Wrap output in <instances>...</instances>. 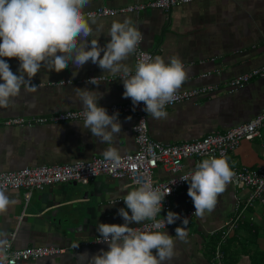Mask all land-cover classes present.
Returning a JSON list of instances; mask_svg holds the SVG:
<instances>
[{"label": "crops", "instance_id": "crops-1", "mask_svg": "<svg viewBox=\"0 0 264 264\" xmlns=\"http://www.w3.org/2000/svg\"><path fill=\"white\" fill-rule=\"evenodd\" d=\"M144 0H90L83 11L99 6L121 7ZM94 29L102 27L98 43L104 46L113 22L132 21L141 32L140 46L161 57L165 63L178 58L186 70V80L178 89L181 92L207 85L219 88L210 94H202L165 108L167 118L156 120L147 115L149 135L164 144H176L199 139L214 131H225L256 116L264 107V75L252 78L244 87L228 92L226 82L253 68L264 65V0H201L181 4L168 11L146 9L138 14L125 13L96 17ZM91 39V38H90ZM103 53H101V56ZM5 59L11 71L18 74L17 58ZM134 69V55L126 61ZM77 71L75 77L73 71ZM206 74V76H203ZM96 78L98 85L88 81ZM3 81H0L2 83ZM35 91L22 87L19 96L7 108H0V172L19 170L51 164H69L103 157L102 151L115 147L119 156L137 149L132 127L136 117L133 113L118 114L121 132L113 144L101 143L90 129H85L82 120L52 121L49 118L68 110L82 109L78 96L82 89L94 92L98 105L121 103L124 98L119 75L104 72L91 61L76 70L69 66L60 71L49 70L44 64L31 81ZM79 88V89H77ZM21 118L23 121L13 122ZM36 118H46L37 121ZM48 118V119H47ZM260 137L244 139L239 147L225 158L229 167L247 166L258 169L264 164V126ZM59 150H57V149ZM193 158L184 160V171L195 169ZM170 173L158 166L151 180L165 181ZM138 186L129 178H112L100 175L88 183H59L33 190L26 199V189L6 190V195L15 203L0 214V231L7 234L15 248L38 245L62 247L61 254L21 261L16 264H87V258L107 251L108 244L80 245L86 239L98 235L99 223L123 224L118 209H127L123 198L127 191ZM188 182L173 197V205L192 207L187 194ZM74 194V197L68 195ZM248 190L236 188L230 182L217 197L215 208L203 217H195L186 226L187 241L176 238L170 229L161 230L172 236L175 255L165 264H216L214 252L219 246L221 264H264V215L260 206L245 213V217L226 238L222 239L223 224L235 214L237 202L242 203ZM81 207L76 219L71 213ZM88 208V213L85 212ZM69 212L67 222H62V233L56 221ZM67 217V215H66ZM84 228L67 232L66 227L82 223ZM137 223H130L136 225ZM79 244L76 248L74 245ZM155 254V250H153Z\"/></svg>", "mask_w": 264, "mask_h": 264}, {"label": "clouds", "instance_id": "clouds-1", "mask_svg": "<svg viewBox=\"0 0 264 264\" xmlns=\"http://www.w3.org/2000/svg\"><path fill=\"white\" fill-rule=\"evenodd\" d=\"M89 3L90 0H0V58H17L19 61L18 74H14L8 62L0 59V81H3L0 83V108L9 107L20 95L22 87L35 91L36 84L31 81L44 64L49 70L60 72L69 66V62L78 70L91 61L103 73L119 75L124 88L122 96L130 98L133 106L143 102V111L148 116L156 120L167 118L165 106L175 100V93L186 80L182 62L172 58L165 63L161 57L144 56L137 61L133 73L123 61L142 41L141 32L129 19L113 22L107 31L110 40L101 46L98 38L103 33L102 27L94 29L91 25L96 24L95 17L91 13L86 17L83 12ZM76 75L74 70L72 76ZM88 82L99 83L95 78ZM101 96L87 89L80 92L83 126L101 143L113 144L121 132L118 113L109 115L99 106L97 101ZM102 155L113 162V167L119 165L120 156L115 147L104 149ZM232 177L227 160L218 157L204 159L189 174L180 176L182 181L188 182L187 194L197 217L214 210L217 197L225 191ZM128 187L124 185L122 190L127 191ZM170 193L171 188L161 191L150 182L127 191L123 201L131 214L125 208L118 209L124 223L97 225V242H106L108 250L101 249L91 257L87 253L80 255L87 258V264H165L172 260L175 255L172 236L166 232L135 231L129 227L133 222L140 224L151 220L159 229L162 224L165 227V223L170 225L180 219L185 227H176L175 236L186 242V217L168 211L163 221H156L162 202ZM14 203L4 190H0V214ZM7 247V234L0 231V264H14V261H8ZM74 247L78 248L79 244Z\"/></svg>", "mask_w": 264, "mask_h": 264}, {"label": "built area", "instance_id": "built-area-1", "mask_svg": "<svg viewBox=\"0 0 264 264\" xmlns=\"http://www.w3.org/2000/svg\"><path fill=\"white\" fill-rule=\"evenodd\" d=\"M201 0H144L137 1L131 4H127L121 7H108L99 6L95 9L83 11L87 17L91 13L96 17L114 16L118 14L139 12L146 9H159L168 11L170 8L187 4L191 2H197ZM134 55V69L137 61L144 56H150L153 58V54L144 50L140 43L137 45ZM264 75V65L258 68H253L249 72L240 74L229 79L226 82V88L228 92H233L245 86L252 78ZM206 76V74H203ZM93 78V77H92ZM91 79V78H90ZM96 79V78H95ZM219 88L218 85H207L200 88H193L175 93V100L165 106L171 107L174 104L182 101L190 100L198 97L202 94H210L215 92ZM104 107L108 114L111 115L114 112L121 113H133L136 117L135 124L132 127L134 133L137 149L128 154L120 156V162L118 166L113 167V162L106 160L104 157L94 156L90 160L76 161L69 164H51L40 165L36 167H25L14 171L0 172V190H14V189H26V199L33 190H42L46 186H51L59 183H88L94 180L100 175H108L112 178H129L138 187L150 182L154 188H159L161 191H166L171 188V193L166 195L163 202L161 212L157 214L156 221H163L168 211L179 214L181 218L186 217L188 220L187 226H189L192 220L196 217L194 214V206L188 208H182L178 205H173V197L186 185V181L180 179L181 175L189 174L191 171H184V160L193 158L198 164L204 159L209 157L226 158L229 153H233L244 139H252L254 137H260V129L264 126V107L261 111L249 119L246 122L240 123L236 126L230 127L227 130L214 131L206 134L199 139L186 140L176 144H164L152 139L149 135L147 113L143 111L144 104L133 106L131 99L121 103H111L106 105H100ZM83 108L77 110H68L56 114L49 119L52 121L60 120H84ZM37 121H45L46 118H36ZM48 119V118H47ZM23 121L21 118L13 119V122ZM264 146V143H263ZM162 166L169 173L170 177L162 182H153L151 180L154 170ZM233 177L231 183L234 187L248 190L247 196L242 203L237 202L235 208V214L232 218L228 219L222 230V239H226L231 232L242 222L245 217V211L249 207L258 205L261 207L264 215V164L258 169H250L247 166L232 167ZM175 181V183H173ZM243 204L241 208L239 205ZM185 227L181 220L178 219L173 224L165 223L159 229L154 227V222L151 220H145L140 224L131 225L135 231H161L170 229L175 232L176 227ZM98 235L93 236L90 239H86L80 243V245H96L107 244L106 242H97ZM8 241V247L6 249V255L9 262L14 264L35 260L39 258L49 257L61 254L65 251L62 247L52 245H38L25 248H15L11 240ZM214 259L216 264L222 263V253L219 246L214 252Z\"/></svg>", "mask_w": 264, "mask_h": 264}, {"label": "water", "instance_id": "water-1", "mask_svg": "<svg viewBox=\"0 0 264 264\" xmlns=\"http://www.w3.org/2000/svg\"><path fill=\"white\" fill-rule=\"evenodd\" d=\"M72 183H74V184H76V182H72ZM68 197H74V194L72 193L71 195H68ZM80 209H81V207H79V205L76 207V211L74 212V213H71V217H73V218H77L79 215H81V213H79V212H82V211H80ZM85 212H87L88 213V208H85ZM69 212H66L64 215H63V218H59L57 221H56V223H58L59 225H57V229H58V231L59 232H61L62 233V225H61V223L62 222H67L68 221V219H69ZM66 215H67V217H66ZM84 222H85V220L83 219V221H82V223H80V224H78L77 226H74V227H66L65 229H66V231L67 232H74V231H78L79 230V228H84Z\"/></svg>", "mask_w": 264, "mask_h": 264}, {"label": "rangeland", "instance_id": "rangeland-1", "mask_svg": "<svg viewBox=\"0 0 264 264\" xmlns=\"http://www.w3.org/2000/svg\"><path fill=\"white\" fill-rule=\"evenodd\" d=\"M242 206H243V204L239 205V208H241ZM253 208H254V207H249V208H247L246 211H245V213H246L248 210L253 209ZM228 236H229V235H228ZM228 236H227V237H228ZM227 237H226V238H227Z\"/></svg>", "mask_w": 264, "mask_h": 264}]
</instances>
